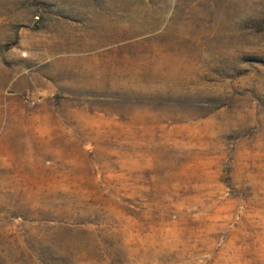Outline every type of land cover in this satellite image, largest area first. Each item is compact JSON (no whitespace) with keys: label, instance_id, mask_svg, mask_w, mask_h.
Segmentation results:
<instances>
[{"label":"rangeland","instance_id":"374dc122","mask_svg":"<svg viewBox=\"0 0 264 264\" xmlns=\"http://www.w3.org/2000/svg\"><path fill=\"white\" fill-rule=\"evenodd\" d=\"M0 264H264V0H0Z\"/></svg>","mask_w":264,"mask_h":264}]
</instances>
